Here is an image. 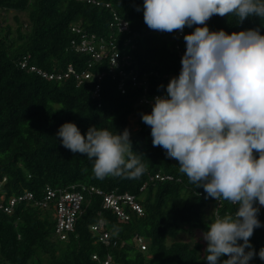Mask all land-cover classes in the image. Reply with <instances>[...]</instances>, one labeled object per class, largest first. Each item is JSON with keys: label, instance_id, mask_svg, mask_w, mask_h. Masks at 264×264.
<instances>
[{"label": "trees", "instance_id": "16d2710c", "mask_svg": "<svg viewBox=\"0 0 264 264\" xmlns=\"http://www.w3.org/2000/svg\"><path fill=\"white\" fill-rule=\"evenodd\" d=\"M143 2L0 0V184L6 180L0 194L8 200L31 193L42 200L46 188H96L105 194H128L143 211L139 216L125 208L129 218L121 221L113 211L103 208L102 197L84 193L74 231L66 241H60L55 236L53 209L23 203L13 215L0 213V264H103L107 256H111V264H207V242L177 239L194 232L203 234L215 215L234 214L236 206L215 201L202 187L192 185L179 171L178 161L169 158L162 147L153 146L151 128L142 121V115L139 131L131 135L130 119L136 112L152 111L153 103L144 105L141 100L154 102L155 96L166 94L170 79L180 74L183 57L173 41L178 30L167 33L150 29L144 22ZM11 12L16 13L14 25L7 23ZM114 15L129 23V32L118 34L111 28ZM206 23L210 31L222 29L231 34L259 29L264 35V20L256 16L238 23L234 15H215ZM73 24L99 39L116 35L117 47L130 58L126 73H136L139 84L146 78L147 90L128 81L122 93L118 81L108 75L107 61L91 70L105 74L100 81L93 78L81 86L73 80L48 82L20 70L19 62L27 56L32 65L50 73L63 71L70 64L79 71L87 68L89 57L66 51L74 38L70 30ZM197 26L184 28L178 42L183 54L184 36ZM127 41L130 43L125 47ZM97 86L100 95L95 99ZM66 122L75 123L82 135L92 126L114 134L127 129L134 154L141 158L146 171L137 179L95 178L93 161L64 148L57 137ZM157 175L171 180L155 179ZM258 219L262 226L254 229L250 238L256 253L264 248V211H259ZM100 221L111 236L109 246L98 243L91 230ZM139 240L146 245L144 251ZM250 264H264V260L256 255Z\"/></svg>", "mask_w": 264, "mask_h": 264}, {"label": "clouds", "instance_id": "9594fccd", "mask_svg": "<svg viewBox=\"0 0 264 264\" xmlns=\"http://www.w3.org/2000/svg\"><path fill=\"white\" fill-rule=\"evenodd\" d=\"M215 15H234L238 23L264 20V0H144V22L152 30L198 26L184 36L180 74L165 95L154 97L142 121L153 146L177 160L192 185L236 206L234 214L215 215L207 224V264H250L256 255L264 260V248L256 253L250 243L262 226L255 205L264 206V35L259 29L210 31L206 22ZM56 135L64 148L93 161L99 180L137 179L146 171L127 129L114 134L92 126L82 135L66 122Z\"/></svg>", "mask_w": 264, "mask_h": 264}, {"label": "built area", "instance_id": "2783aa9c", "mask_svg": "<svg viewBox=\"0 0 264 264\" xmlns=\"http://www.w3.org/2000/svg\"><path fill=\"white\" fill-rule=\"evenodd\" d=\"M95 4V2H92ZM109 7V6H107ZM111 28L116 30L118 34H124L129 32V23L120 19L118 16L114 15V21ZM71 33L74 35L73 40L70 41L67 46L66 51L70 54L82 55L89 57L87 68L79 71L73 64L67 66L63 71L57 73H50L45 70L38 68L30 63V56L25 57L19 62V68L28 74L35 75L48 82H63L68 80H73L78 86L90 81L93 78H97L100 81L105 74L104 73H92L94 65L101 64L104 61L108 62V75L112 76L114 80L118 81V89L124 93L125 85L128 81L134 86L141 85L147 90V80L139 84L138 75L134 72L126 73V68L130 65V58L128 56H123L121 50L117 47L116 35H111L107 38L99 39L94 34L86 33L81 26L73 24L70 27ZM185 29L183 31L178 30L176 34L173 35V41L176 42V50L179 56H183V52L178 44L180 39L183 37ZM129 41L124 43V46L129 45ZM100 87L97 86L93 96L95 99L99 98ZM162 96V95H157ZM156 97V96H155ZM147 98L141 100V104L151 105ZM155 179L160 180H171L170 177L162 178L157 175ZM4 180L0 184V191L2 186L5 184ZM95 194L103 198V208L106 210L113 211L121 221H127L128 215L125 213L124 209L129 208L136 212L139 216L143 215V211L140 205H138L134 197L125 195H115V194H105L103 191L96 188H84L79 190L77 186H72L69 189L64 190H53L51 188H46L45 194L42 200L35 199L34 195L31 193H25L19 197H13L6 200L4 194H0V213L6 215H13L15 209L23 204L30 203L33 207L42 210H48L50 208L54 211L55 218V236L60 241H66L69 234L73 233L77 218L82 213V206L85 201V195ZM215 200V199H214ZM216 201V200H215ZM260 211H264V206H260L257 203ZM92 232L97 237V242L105 246L110 244V234L104 231V224L100 221L97 225L91 228ZM139 247L144 251L146 245L142 240L138 241ZM94 260H98L97 257H93ZM111 256H107L103 264H111Z\"/></svg>", "mask_w": 264, "mask_h": 264}, {"label": "rangeland", "instance_id": "374dc122", "mask_svg": "<svg viewBox=\"0 0 264 264\" xmlns=\"http://www.w3.org/2000/svg\"><path fill=\"white\" fill-rule=\"evenodd\" d=\"M16 15V13L11 12L10 14H8L6 16L7 18V23L10 25H14V21H13V17ZM20 17L22 19H26L24 14H21ZM151 110L147 109V110H138L136 112V114L130 119V125H131V135H135L139 129H140V119H141V115L143 113H150ZM213 208L211 207L209 209V212H212ZM178 241H184V242H188V243H202L205 244L206 241L203 239V234L200 232H194L193 235H183L182 237L177 239Z\"/></svg>", "mask_w": 264, "mask_h": 264}]
</instances>
